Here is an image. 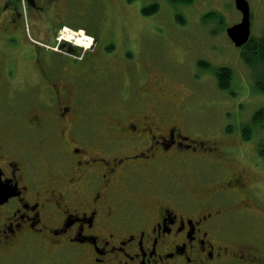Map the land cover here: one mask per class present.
I'll use <instances>...</instances> for the list:
<instances>
[{
	"label": "flooded vegetation",
	"instance_id": "1",
	"mask_svg": "<svg viewBox=\"0 0 264 264\" xmlns=\"http://www.w3.org/2000/svg\"><path fill=\"white\" fill-rule=\"evenodd\" d=\"M123 8L0 0V91L18 65L41 84L22 125L15 112L0 120V188L10 195L0 204V264H264V233L255 242L241 227L264 220L253 183L232 164L197 170L207 155L186 110L194 89L160 70L154 48L132 50ZM75 20L113 26L117 42L102 44ZM66 29L91 37V48L68 43ZM130 60L144 78L117 95L114 68ZM204 65L217 83L218 68ZM85 88L108 95L106 111L88 106Z\"/></svg>",
	"mask_w": 264,
	"mask_h": 264
},
{
	"label": "rangeland",
	"instance_id": "2",
	"mask_svg": "<svg viewBox=\"0 0 264 264\" xmlns=\"http://www.w3.org/2000/svg\"><path fill=\"white\" fill-rule=\"evenodd\" d=\"M121 1L127 17L118 16V19L122 24L121 29L130 38L129 46L132 50L139 52L146 44L154 48L157 50L160 70L167 71L171 78L179 79L183 87L194 89L186 110L195 129V132H191L192 136L206 144L199 152L207 155L205 161L194 162L197 170L217 172L223 162L225 165L232 164L234 170L244 171L262 200L256 210L264 219V162L257 151L259 139L257 136L251 141L243 138V129L252 125L256 112L264 108V94L257 93L253 88L252 71L244 64L239 50L227 37V29L238 24L242 18L233 0H195L188 7H170L167 0H155L161 6L159 12L152 16L143 14L145 9L151 7L152 0ZM246 1L251 10L252 37L259 38L264 33V0ZM209 14L215 16L207 19ZM179 17L185 21L184 24L178 21ZM74 25L84 31L95 30L100 34L102 44L109 40L117 42L115 28L111 25L97 28L93 20H75ZM68 31L66 29L63 32L65 40L86 49L77 42H86L91 37L83 33L77 36ZM67 35L70 36L66 37ZM118 46L121 47L119 44ZM59 53L69 56L66 51ZM204 64H210L212 68L226 67L232 70V88L229 92L220 90L212 74L200 70ZM30 69L27 65H18L13 69L14 73L12 70L8 71V78L13 86H8L7 82L5 89L0 91L1 121L7 120L8 115L15 112L19 116L16 118L19 120L17 123L22 125L27 105L35 103L41 84ZM114 70L116 73L112 78L117 95L125 86L128 89L144 78V74L136 69L131 60L126 62V67L119 64ZM195 74H200V80H193ZM103 87L105 89L101 85ZM89 88H85L84 92L88 106L92 107V103L99 104L106 111L109 107V99L106 98L108 95L98 98L87 90ZM85 119L86 124L91 126L98 121L94 116ZM236 224L241 225L239 222ZM241 227L245 236L253 241L263 238L264 220L250 221Z\"/></svg>",
	"mask_w": 264,
	"mask_h": 264
},
{
	"label": "trees",
	"instance_id": "3",
	"mask_svg": "<svg viewBox=\"0 0 264 264\" xmlns=\"http://www.w3.org/2000/svg\"><path fill=\"white\" fill-rule=\"evenodd\" d=\"M167 1L169 5L173 7L180 5L190 6L194 3V0ZM158 11V7L154 6L144 10L143 14L146 16H152L157 14ZM214 16L215 14H209L207 19H211ZM178 21L181 24H184L185 22L181 17H179ZM238 50L240 58L253 73V88L255 87L257 93L264 94V33L259 38L251 37V40L243 48ZM204 68L208 67L204 65L202 69ZM214 73L216 75L217 85L220 90L229 92L232 88V70L226 67H220L216 69ZM188 103H191V101L189 100ZM254 136H257L259 139L257 151L258 155L264 162V108L256 112L253 117V124L243 129V138L245 141H251Z\"/></svg>",
	"mask_w": 264,
	"mask_h": 264
},
{
	"label": "water",
	"instance_id": "4",
	"mask_svg": "<svg viewBox=\"0 0 264 264\" xmlns=\"http://www.w3.org/2000/svg\"><path fill=\"white\" fill-rule=\"evenodd\" d=\"M236 10L242 14L241 21L229 27L226 31L228 38L236 48H243L252 37L251 33V11L246 0H234ZM10 195L0 188V204L6 202Z\"/></svg>",
	"mask_w": 264,
	"mask_h": 264
},
{
	"label": "bare ground",
	"instance_id": "5",
	"mask_svg": "<svg viewBox=\"0 0 264 264\" xmlns=\"http://www.w3.org/2000/svg\"><path fill=\"white\" fill-rule=\"evenodd\" d=\"M251 11V10H250ZM70 35H67L66 37H68ZM73 37V36H72ZM71 38V37H70ZM73 39L75 40V38L73 37ZM79 40V39H78ZM92 39L87 40L86 42H77L78 44L80 43L82 46H84L85 48H89L91 45ZM91 48V47H90Z\"/></svg>",
	"mask_w": 264,
	"mask_h": 264
}]
</instances>
